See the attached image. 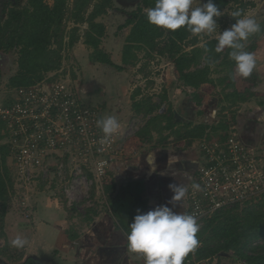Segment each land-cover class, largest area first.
<instances>
[{
	"label": "trees",
	"instance_id": "16d2710c",
	"mask_svg": "<svg viewBox=\"0 0 264 264\" xmlns=\"http://www.w3.org/2000/svg\"><path fill=\"white\" fill-rule=\"evenodd\" d=\"M155 2L156 0H140L135 10L126 12V22L121 28L130 26V31L122 50V64H118L102 47L106 26L98 21L99 17L114 8V0H73L71 5L69 0H54L52 5L47 0H28L22 8L11 11L4 24L0 25V50L15 51L18 56L17 70L4 85L2 84L4 74L0 71V98L4 99L5 105H10L15 91L20 87L31 86L40 81L55 82L63 72L62 50L65 46L72 48L81 39L91 49L89 58L92 63L109 65L118 72L125 71L127 66L136 65L141 52L152 55L154 51H158L161 56L168 57L172 62L178 84L189 89L185 103L190 109L197 111V115L201 118L205 114L202 109L204 105L216 106L220 111L213 122L195 118L185 119L172 103L168 105L166 91L159 101H154L149 96L137 99L140 95L138 88L131 96L133 115L142 116L146 121L136 131L130 133L127 130L123 133L126 135V138H121L123 156L131 157L133 152L143 151L146 147L165 149L170 144H177L176 150H195L198 157L192 183L196 170L198 171L200 164L204 162L202 156L204 152L201 149L204 141L223 142L230 133H234L253 151L264 154V141L262 145L256 146L246 142L236 126L237 113L241 105L255 97L264 98V93L252 90L258 82L254 71L248 78L233 79L235 62L229 57L230 49L226 48L222 53L215 52L217 37L207 39L202 45H198V35L191 34L186 28L178 29L173 33L149 24L146 10L154 7ZM213 2L222 11L229 5L230 0H213ZM248 5L241 3L239 10L244 12V8ZM230 21L235 24L236 18L231 17ZM67 22H73L75 25L68 34ZM80 25H86L83 35L80 34ZM261 29L260 33L249 37L248 45L243 42L245 51L256 52L257 39L263 33L264 26H261ZM160 44H163L162 47H159ZM186 45L190 49H185ZM215 74L218 77H214ZM74 88L77 91L75 86ZM78 96L85 106L96 109L100 119L103 118L102 110L97 104L85 101L83 95L77 91ZM260 103L264 104L262 101ZM163 106L165 111L160 112ZM4 125V121L0 119L1 231L14 193L16 179L14 169L9 165L8 145L2 142L8 134L4 130ZM68 156L69 153H66L63 157L65 163L68 162ZM89 175L92 177V173ZM106 177L102 184L106 193L105 199L109 200L107 201L109 206L112 203L115 211L118 200L126 205L129 195L140 199L138 195L141 196L145 190L135 185V182L126 183L127 187L125 185L118 187L112 180V173L110 178ZM57 181L54 180L53 184L49 185L39 182V191L47 188L49 199H52L54 192L57 203L64 202L66 207L64 209L69 218L80 215V224L75 227H80L83 223L89 224L101 212L102 203L95 197L94 186L89 191V196L79 201H71L65 190L66 185L61 184L57 187ZM35 208L36 206H33V210ZM190 210L188 205L187 212L190 213ZM197 222L199 245L194 252L188 254L184 264L205 259L212 260L215 257L218 258V264H235L240 260L250 264H264V193L256 201H246L244 204H236L228 209L216 211ZM75 231L74 227H71L69 234L72 239L77 236L74 234ZM7 249L8 247H5V250ZM9 257L13 258L12 255ZM33 259L36 261L31 260L30 264L42 263L37 258ZM0 264L7 263L0 259Z\"/></svg>",
	"mask_w": 264,
	"mask_h": 264
},
{
	"label": "built area",
	"instance_id": "2783aa9c",
	"mask_svg": "<svg viewBox=\"0 0 264 264\" xmlns=\"http://www.w3.org/2000/svg\"><path fill=\"white\" fill-rule=\"evenodd\" d=\"M78 98L74 85L63 77L20 87L10 105L0 98V119L8 133L3 143L8 145L16 179L37 184L58 180L66 185L71 201L89 196L93 186L96 195L103 191L111 164L123 156L121 138H126L118 132L105 141L96 123L98 111ZM164 111L165 106L160 112ZM201 149L204 164L193 179L201 187L193 190L190 185L186 194L190 214L197 220L262 196L264 154L253 151L234 133L223 142L204 141ZM218 263L215 257L186 264Z\"/></svg>",
	"mask_w": 264,
	"mask_h": 264
},
{
	"label": "crops",
	"instance_id": "0c3cea01",
	"mask_svg": "<svg viewBox=\"0 0 264 264\" xmlns=\"http://www.w3.org/2000/svg\"><path fill=\"white\" fill-rule=\"evenodd\" d=\"M255 9L260 13L257 23L264 26V0H259ZM79 42L81 44H75L74 53L81 51L83 48L87 50L88 46L85 43L83 44L82 40ZM249 43H246V45ZM257 43L258 47L254 53L257 65L254 73L258 82L252 90L264 93V31L258 37ZM89 53L90 51H88ZM97 78L94 74L90 76L89 80L95 84ZM123 89L125 90V85ZM99 90L91 87L88 95H86L88 98L85 97L86 100L95 103L97 97L95 94ZM176 94L180 93L176 91ZM256 98L257 102H255L257 104L254 102V107H250L252 100L241 105L237 113L236 125L237 129L242 132L245 141L255 146L258 144L262 145L264 141V104L261 105L260 103V101L264 103V98ZM185 100H187L186 95H182L176 98L174 102L180 112L183 109L182 112L183 114L185 113L183 115L185 119L195 118L198 120L200 118V121L203 119L209 122L215 120L216 117L210 120L207 112L201 118L197 115V111L195 112L194 109L189 108ZM209 106L206 107V110ZM245 108L250 109L245 112ZM188 113H191V115H187ZM110 115L115 116L122 127L120 114L118 115L116 112ZM132 115L133 110H130L128 118H131ZM125 125H127V122H125ZM148 152L155 154L156 170L154 172L151 171V166L147 163ZM171 157H177L178 162L169 164ZM197 157L198 154L195 150H176L169 146L165 149L157 148L150 151H139V153L136 152L135 155L128 159L116 158L110 166L111 169H114V174H112L113 182L118 187L126 183L129 184V182L132 184L135 182V185L141 186L145 190L141 196L138 195L139 198L141 197L140 199L129 195L126 205L118 200L116 211L112 203L109 206V202H107L109 200L105 199V203L101 206V212L89 224L83 223L84 226L81 224L82 226L75 227L80 222L73 224L75 219L69 218L64 208L58 203H54L51 199L44 198L39 203L38 208L30 212V217L27 220L25 219L26 221L23 224V230L29 233L27 239H25L30 246L29 255L27 256L40 259L43 264H144L141 256L127 251L126 235L129 231V226L121 219L123 216L126 218L125 215L130 212L134 220L135 215L138 214L137 210L146 213L162 205L168 206L176 213L187 211L188 202L186 196L184 197V202H177L175 205L170 203L174 195L170 185H186L188 183V187L191 182L186 179L185 174L192 179L197 166ZM125 186L127 187V185ZM117 211L121 214V219L117 216ZM71 227L76 230L74 234L77 236L74 239L69 234Z\"/></svg>",
	"mask_w": 264,
	"mask_h": 264
},
{
	"label": "rangeland",
	"instance_id": "374dc122",
	"mask_svg": "<svg viewBox=\"0 0 264 264\" xmlns=\"http://www.w3.org/2000/svg\"><path fill=\"white\" fill-rule=\"evenodd\" d=\"M53 1L54 0H47V2L51 5ZM72 1L73 0H69L70 5L72 4ZM258 2L259 0H230L229 5L221 11V16L215 18L217 21L216 31L212 34L198 35V45H202L205 40L218 37L220 32L222 33L224 30L230 29L233 25V23L230 21L232 17L231 13L235 10H239L241 3L247 5L249 4L244 8V13L257 21L260 17L259 11H256L255 9ZM200 3L202 6L204 3H206V0H195L194 6H199ZM137 6L138 3L133 4L124 0H114V8L110 9L105 15L98 18V21L103 22L106 26V33L102 41V47L107 53L111 55L115 63L122 64V50L125 44V38L130 31V26L121 28V26L126 22V12L135 10ZM74 26L75 25L73 22L66 23L67 34ZM80 29V34L83 35L86 25H80ZM81 40L84 44L83 39ZM249 42L250 40L245 41V43ZM77 44H81V42ZM162 45L163 44H160L159 47H162ZM75 46L76 45H74L72 48L65 46L64 50H62L61 70H63V72H61V77L70 81L72 85L76 87L77 91L83 95V98H88L86 95H88V91L91 90V87L100 89L95 94L97 96V103H95L102 110V117L109 116L110 114L116 112L118 115L120 114L121 122L123 124L121 129H119L121 135L127 129L130 133L136 131L146 121V118L142 116L137 117L132 115L131 118H128V113L130 110L132 111L131 96L136 93L138 88H140V95L137 96V99L146 98L149 96L152 97L154 101H159L166 91L168 95V105L170 103L176 105L174 104L176 98L179 96L181 97L182 95L185 96L189 91V89L178 84L179 82L173 73V64L170 59L168 57L161 56L158 51H154L152 55L141 52L139 61L136 63V65L127 66L125 71L118 72L116 69L106 64L102 65V63L98 62L90 63V53L88 54V51L91 49H88L89 47L86 46L87 50L83 48L81 51H76L74 53ZM184 47L185 49H190V47L187 45ZM10 54L11 63L9 64L6 75H4L2 78L3 85L7 83L9 77L12 76L17 70V53L12 51ZM214 69L215 67H213V70ZM94 74L98 77L95 84L93 81L89 80L90 76ZM214 77H218V75L215 74ZM124 85L125 90L123 89ZM178 89L180 94H176ZM86 98L84 99L85 101H87ZM251 100L252 102L250 103V107H254V102H257V98L255 97ZM95 103L92 104L96 105ZM207 106L209 105L204 106L205 113L207 112L209 119L213 120L219 113L220 109L212 105L206 110ZM174 108L179 109L177 105L174 106ZM245 109V112H247V109L250 108ZM180 113L183 114L182 110ZM187 115H191V113H188ZM125 122H127V125L124 126ZM6 140L7 139H4L2 142H5ZM170 147H172V149H178L177 144H170ZM146 150L150 151L152 149L150 147H146L143 151ZM136 152L139 153V151ZM135 153L133 152L131 157L135 155ZM131 157L126 158L125 156H121L118 159H128ZM9 165L14 169V164L11 163L10 158ZM113 172L114 169L110 168L107 177H109L111 173L114 174ZM47 185H49V183ZM56 186H60L58 181L56 182ZM39 190L40 187L37 183L19 182L17 179L14 181V193H12L11 201L7 208L3 229L2 231L0 230V259L9 264L22 263L26 259L27 255H29L28 251H30V246L27 240L26 246L22 249L12 247L10 241L15 239L17 236L27 239L29 233L23 230V224L30 217V212L33 210V206H36L34 209L36 210L38 208L37 204L39 205V203H41L44 198H48L50 195L47 192V188L42 191ZM95 197L103 205L106 198V193L102 191ZM51 198L54 203H57L54 192ZM58 203L62 208H66L63 201H59ZM121 210L124 211L123 209ZM117 216L121 219L120 213H117ZM125 216L126 218L123 216L121 221L125 222V224L129 226L133 222L132 214L129 212ZM72 218L75 219L73 224L81 221L80 215H73ZM5 247H8V249L5 250ZM10 255H12L13 258H10Z\"/></svg>",
	"mask_w": 264,
	"mask_h": 264
},
{
	"label": "clouds",
	"instance_id": "9594fccd",
	"mask_svg": "<svg viewBox=\"0 0 264 264\" xmlns=\"http://www.w3.org/2000/svg\"><path fill=\"white\" fill-rule=\"evenodd\" d=\"M195 0H156L155 6L146 10L148 23L164 30L175 32L186 28L193 35L212 34L216 31L217 21L221 16L213 0H207L201 6H194ZM231 16L236 23L230 29L224 30L217 37L216 53L230 49L229 57L235 62L232 78H248L256 68V56L245 51V44L250 36L262 31L257 21L246 15L243 10H235ZM207 51V49H205ZM179 93V89L177 90ZM97 127L102 131L107 141L119 132V120L112 115L97 120ZM178 162L177 157H171L169 164ZM147 163L151 171H155V154L148 152ZM191 182V177L185 174ZM188 184V183H187ZM187 184L170 185L174 192L170 203L184 202L187 194ZM193 190H200V184L191 183ZM184 204V203H183ZM133 222L129 225L126 235L127 251L143 258L144 264H184L189 253L194 252L198 245L199 224L197 219L187 211L176 213L168 206H157L146 213L137 210ZM12 247L22 249L27 241L19 236L10 241Z\"/></svg>",
	"mask_w": 264,
	"mask_h": 264
},
{
	"label": "flooded vegetation",
	"instance_id": "af4514ba",
	"mask_svg": "<svg viewBox=\"0 0 264 264\" xmlns=\"http://www.w3.org/2000/svg\"><path fill=\"white\" fill-rule=\"evenodd\" d=\"M27 1L28 0H0V25L4 24L6 19L9 17L11 11H13L17 8H22L27 3ZM0 51L7 53V54L11 53V51H6L4 49H2ZM5 66L7 67L6 69L8 71L9 65L5 64ZM0 71L4 75H6V73H7V71H2V69H0ZM0 247H1V245H0ZM33 258L34 257L27 256L26 259L22 263H18V264H30L29 261L34 260ZM37 260H40V259H37ZM34 261H36V260H34ZM40 261H42V260H40ZM7 264H9V263H7Z\"/></svg>",
	"mask_w": 264,
	"mask_h": 264
},
{
	"label": "water",
	"instance_id": "95a60500",
	"mask_svg": "<svg viewBox=\"0 0 264 264\" xmlns=\"http://www.w3.org/2000/svg\"><path fill=\"white\" fill-rule=\"evenodd\" d=\"M124 1L133 4L140 2V0H124ZM10 63H11V55L0 51V69H2V71H7L6 69L7 67L5 66V64L9 65Z\"/></svg>",
	"mask_w": 264,
	"mask_h": 264
}]
</instances>
